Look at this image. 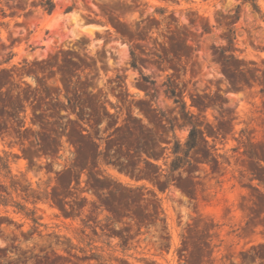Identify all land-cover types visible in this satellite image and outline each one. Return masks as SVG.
I'll use <instances>...</instances> for the list:
<instances>
[{"label":"rangeland","instance_id":"rangeland-1","mask_svg":"<svg viewBox=\"0 0 264 264\" xmlns=\"http://www.w3.org/2000/svg\"><path fill=\"white\" fill-rule=\"evenodd\" d=\"M45 1L0 0V264H264V0Z\"/></svg>","mask_w":264,"mask_h":264},{"label":"trees","instance_id":"trees-1","mask_svg":"<svg viewBox=\"0 0 264 264\" xmlns=\"http://www.w3.org/2000/svg\"><path fill=\"white\" fill-rule=\"evenodd\" d=\"M244 1H249V0H244ZM42 6L44 7V10L48 13H50L54 8V4H53L52 0H46L45 2L42 3ZM253 7H254V9H257L255 4H253ZM195 134H196V130L194 127H192L190 132H189L188 139L186 141V147L187 148L185 151H183L182 156L178 155L179 152H178L177 148H175L173 150V153L175 154V160H177L176 161L177 163L174 162L172 164V167H171L172 169H176V168L180 167L182 163L187 162L188 151L195 144Z\"/></svg>","mask_w":264,"mask_h":264},{"label":"bare ground","instance_id":"bare-ground-1","mask_svg":"<svg viewBox=\"0 0 264 264\" xmlns=\"http://www.w3.org/2000/svg\"><path fill=\"white\" fill-rule=\"evenodd\" d=\"M82 31H84V32H91V30L89 28H87V27H82Z\"/></svg>","mask_w":264,"mask_h":264}]
</instances>
